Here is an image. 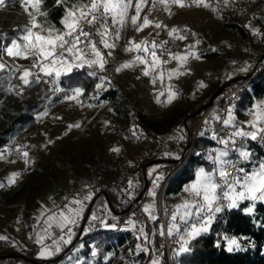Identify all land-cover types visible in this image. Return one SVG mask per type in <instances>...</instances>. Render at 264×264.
Masks as SVG:
<instances>
[{
    "label": "rangeland",
    "instance_id": "374dc122",
    "mask_svg": "<svg viewBox=\"0 0 264 264\" xmlns=\"http://www.w3.org/2000/svg\"><path fill=\"white\" fill-rule=\"evenodd\" d=\"M234 1L206 0L211 7L195 5L193 8H189L188 6L179 7L171 4L166 8L159 0H156L155 4H153V0H147V3L142 7L140 19L137 23H142L145 16L151 23L142 30L137 31L131 21V17L135 15L136 4V0H132V7L129 9L125 26L120 32V38L113 41L115 48L108 49L100 46L106 60L105 65L110 64L114 75L113 82L108 85L118 87L121 93L128 97L130 109L154 117L159 121L165 122L167 120L166 125L173 123V126H165L164 130L156 135V140L141 132L139 127L136 129L140 132V136L144 137V140L135 137L137 131L126 127L121 114L117 113L109 103L98 100L101 89H105V87L97 89L96 85L99 83L105 84V81L99 80L94 89L89 92L83 90V94L74 100L66 99L67 95H71V91L65 94L58 83L59 80L56 81L59 89H61L57 94V96H60L59 100L55 102L58 98L56 96L48 107H40L37 112L38 121L31 132L24 136L20 135L18 141L6 143L0 147V254L26 252L35 245H38L40 249L42 245L54 247V242H59L60 251L56 253H64L68 246L73 254L71 264H83L84 257L79 255V251L84 247L82 238L87 232L92 231L89 226L80 229L83 224L85 207H83L78 223L72 226L70 243L65 244L60 241V238L51 236V230L57 227L55 224L49 229L48 233L44 232L46 227L44 221L48 215H51L52 212L59 213L61 211L58 209L61 196L70 189H86L95 177L102 178L103 182L109 185V182L115 180L124 172L128 171L127 176H129L134 171L131 170V166L140 154L143 155V159L146 155L155 152L175 157L179 155L182 159L192 149V155L197 136L206 130L212 135L215 123L219 122L214 117H224L226 110L232 108L233 103L236 102L238 92L243 89H239L244 84L242 78L245 77L243 75L245 70L242 71L241 69L247 68L246 63L249 58H252L255 52L261 48L259 34L264 30L256 27V34L252 37V42H247L239 32H234L226 26L225 21L227 18L224 14L227 9L233 7ZM184 2L188 5L186 0ZM62 5L64 6L63 3ZM41 10L44 11L42 6ZM31 11L33 10L30 6L26 11L19 0H6L5 5L0 6V36H3L6 32H14L16 34H14L13 40H18L23 28L31 24V17L28 14ZM233 13L241 17V14L237 15L234 11ZM44 19L47 20L49 25H54L48 17V12L46 18L38 17V22ZM156 24H160L161 27L157 28ZM173 28L180 30L174 35H184L186 38L181 40L170 36L169 32ZM184 29L188 31L185 32ZM33 31L39 32V29L36 28ZM143 41L148 42L147 47L149 49H151L153 42L160 45L162 42L167 41L164 47L172 49V53L181 55H185L189 51V46L193 45L194 47L190 51L194 52L195 55L189 56L187 62L180 67L177 60L171 59L167 53L160 55L163 49L157 48V56L162 63L156 69V72L147 76L143 75L145 64L142 63H134L131 67L117 71L122 65L134 61L137 56L144 58L145 55V59L151 61L149 54L137 50H127L130 46L129 42H132L134 46L135 44H141ZM18 43H20L19 40ZM172 44L174 48H168ZM218 45L223 46L225 49L222 55L212 60L202 57L204 50H207L210 46L215 48ZM5 47H3V55L0 58V63H3L5 68L0 70V75L2 74L4 77L12 76V84L17 85V91L23 93L18 97L9 95V101L14 106H20L23 98L29 96L25 92L26 90L30 89L31 95H37L36 93L39 92L37 91L38 84L40 85V96L37 101L43 102L50 98L51 94L45 79H53L52 77L43 76L39 82H31L29 85H24L19 78L25 69L33 73L39 71L37 68L32 67L36 57L29 56L27 59L23 56L9 57L4 50ZM109 52H111V55L108 54ZM232 54L242 57L243 61L239 64H228L226 60ZM262 66L263 63L258 62L256 70L259 72ZM178 67L183 74L173 75L169 79L168 73L174 72ZM95 69H97L101 78V72H104V70H100L99 67ZM161 71H163V78L159 75ZM228 74L238 76L234 78L236 79L234 82H227L223 85L222 88L225 92L222 97L210 105L202 115L195 116L194 114V117L191 116L200 103L207 101L212 96L216 87L226 79ZM154 78L155 83H153ZM29 79L32 81L34 78L29 77ZM170 87L176 91L177 95L171 103H167ZM161 93L163 94L161 95ZM228 94L230 96L225 98ZM158 100L159 102H157ZM223 100L225 102H222ZM30 101L33 102V100ZM259 104H264V99L258 101L256 105ZM208 112H211L212 116L205 121ZM249 112L247 111L244 116L235 115V117L238 121L246 123L250 119ZM183 122L184 125L188 126V129L183 126ZM195 122L200 123L198 131L193 128ZM3 126H5L4 120L0 118V127ZM219 127L222 130L223 126ZM127 131L132 132L134 135H129ZM221 132V135H223V130ZM187 134L191 135L193 139L191 142L186 143L187 145L181 153L171 148V145H174L175 142L188 140ZM14 144L17 146V150L14 149ZM189 145L190 148H188ZM221 147L222 145L218 144L210 148L209 155ZM25 151L28 153L27 158L22 155ZM159 169L160 166L151 168L153 180L149 193L155 191V195H158L160 191V189L154 187L155 178L163 176L159 183H162L165 179L164 171L159 172ZM198 169L200 168H197L196 173ZM23 170L28 171L23 181L19 183L12 182L13 179L16 180L19 177ZM24 183H28L27 190L22 192L19 200L13 205L10 204L12 208L7 210L9 204L3 203V190L7 189V191L14 193ZM113 198L119 200L115 192H113ZM187 199H189V194L184 189L179 195L168 197L167 201L170 203L171 213L177 205H181ZM10 205L9 207H11ZM64 211L67 214V209ZM216 214H214V217ZM22 223L27 225L30 236L35 228L40 227L39 232L34 237L32 247L22 240H15L14 242L10 240V238L15 237L14 227ZM29 223L33 228H30ZM112 226V223H105L107 229L112 228ZM210 226L211 224L208 229ZM67 238V236H64V239ZM38 239H41L40 243L37 242ZM4 241L10 243V246L4 247L2 245ZM139 245L144 250L145 246ZM94 251L95 255H93ZM99 254V251L93 248L91 252L93 258L89 260V264H97ZM108 258L107 255L103 261L108 260ZM12 264L23 263L16 261ZM134 264H152V260H143Z\"/></svg>",
    "mask_w": 264,
    "mask_h": 264
},
{
    "label": "trees",
    "instance_id": "16d2710c",
    "mask_svg": "<svg viewBox=\"0 0 264 264\" xmlns=\"http://www.w3.org/2000/svg\"><path fill=\"white\" fill-rule=\"evenodd\" d=\"M41 6L44 11L48 12L51 22L57 27H62L60 24L64 14L62 3L58 6L57 0H43ZM240 9L241 17L233 13V7L226 10L227 12L224 14L227 18L225 25L234 32H239L247 42H252L251 39L256 34V27L264 29V0L248 1ZM92 31L94 32L95 29L93 28ZM14 34L16 33L6 32V34L0 36V58L3 55V47L11 44ZM259 35L261 48L255 52L252 58H249L246 63L247 68L243 73L245 78L242 82L245 83L249 80L251 82L238 92L237 100L233 103L232 109L236 116L246 115L247 111H251L258 101L264 99V70L261 72L256 70L258 62L264 64V30ZM168 48H174L173 44L170 47L168 46ZM170 50L172 51V49ZM224 52L225 49L221 45L215 48L210 46L203 51L202 57L212 60ZM95 68L97 67L73 68L71 73L61 76L58 83L63 92L67 94L76 87H80L86 92L94 89L96 83L101 80L100 74ZM90 72L95 74L89 75ZM101 73L102 77L105 78V84H103L105 89H101L98 100L109 103L117 113H120L126 127H130L132 130L139 127L141 132L156 140V135L161 133L165 126H173V123L166 125L167 120L165 122L159 121L154 117L130 109L128 97L121 93L118 87L108 85L114 79L112 67L109 63L105 65L104 72ZM236 76L238 75L230 76L228 74L226 79L216 87L212 96L207 101L200 103L191 116L194 117V114L195 116L202 115L210 105L222 97L225 92L222 88L223 85L233 80ZM32 82L34 83L35 80L32 79ZM22 94V92L17 91V85L12 84V76L4 77L2 74L0 75V118L5 123V126L0 127V147L6 143L18 141L20 139L19 136H24L31 132L38 121L37 112L41 107L42 101H37L35 105H26L20 110L16 109L14 104L8 99L9 95L18 97ZM57 97L55 102L60 98V96ZM222 102L225 101L223 100ZM211 116V112H208L204 120L210 119ZM183 126L188 129L184 122ZM219 126L221 124L217 122L213 129L222 133ZM127 133L134 135L130 131H127ZM202 133L204 134L197 136L195 147L188 163L169 181L166 187L163 196V208L165 211L171 212L167 198L179 195L184 187L195 179L197 168H204L208 171L213 167L212 161L209 159V149L219 143L212 139V135L207 130ZM135 137H138V134H135ZM186 137L188 140L175 142L174 145H171V148L181 153L186 147V143L188 141L191 142L193 139L189 134ZM245 146L252 152V157L250 162H242V167L251 169L258 162L264 161V141L259 139L246 141ZM234 157H237V155L231 153L229 158L232 159ZM180 159L179 155L175 157L173 155H161L156 152L148 154L137 169L126 177L125 183L129 185V182H132L131 190L137 199L143 196L145 191L151 186L152 167L176 163ZM160 186L161 183L156 189H160ZM27 188L28 183H24L14 193L7 191V189L3 190V203L13 205ZM113 192V189L107 183L102 182L92 195L90 206L84 211L83 224L80 229L89 226L92 231L87 232L82 238L84 247L79 251V255L84 257L83 264H89V260L93 258L91 255L93 248H96L100 253L97 257V264H134L143 260H155L158 264H170L164 243V235H160L162 224L156 203L157 195L154 196V201L151 203L154 204V215L157 219H149L148 215L143 211L141 227L147 239V245L144 247L145 251L140 248L138 239L131 230L117 233L112 228L107 229L105 227V223L113 224L117 221V215L125 208L119 198L118 201L113 198ZM9 205L7 210L12 208ZM250 206L253 207L251 213L247 212V208ZM109 214L113 215V218L108 217ZM93 216L96 217L95 220L92 219ZM29 226L33 228L30 223ZM228 239H236L239 247H233V250L229 251ZM180 246L178 238L173 243L172 264H264V202L256 201L253 203L245 200L240 202L236 208H226L224 211H220L215 215L211 226L206 232L189 241V244L186 245L188 251L180 252ZM40 250V247L35 245V247L26 250V252L1 253L0 264H12L16 261H21L23 264H50L63 254L60 252L54 256L42 258L39 255ZM66 250H70L68 246ZM107 255L109 256L108 260L103 261Z\"/></svg>",
    "mask_w": 264,
    "mask_h": 264
},
{
    "label": "snow or ice",
    "instance_id": "6c2138e0",
    "mask_svg": "<svg viewBox=\"0 0 264 264\" xmlns=\"http://www.w3.org/2000/svg\"><path fill=\"white\" fill-rule=\"evenodd\" d=\"M19 2L26 11L29 6L32 8L33 11L28 12L31 17V24L23 28L21 35L18 37L20 43H18V40H12L11 45L6 46L4 50L9 57L23 56L25 59L29 56L36 57L32 67L37 68L39 71L33 73L27 69L23 70L19 78L24 85H29L32 82L29 77H33L36 82H39L40 73L52 77L54 81H58L61 76L71 73L73 68L87 66L89 68L99 67L100 70H104L106 60L100 46L108 49L115 48L113 41L120 38V32L125 26L129 9L132 7V0H57L58 6L61 3L64 4V14L60 20L63 27L57 28L55 25H49L46 19L38 22V17H47V12L41 10L43 0H19ZM159 2L166 8L171 4L179 7L191 6V4L186 5L184 0H159ZM5 3L6 0H0V6L5 5ZM146 3L147 0H136L135 15L131 17V21L137 31L142 30L151 23L147 16L143 18L142 23H137L140 19L142 7ZM155 3L156 0H153V4ZM192 4L211 7L206 0H192ZM155 26L157 28L161 27L160 24ZM36 28L39 29V32L33 31ZM93 28L95 29L94 32L91 31ZM179 31L173 28L169 35L181 40L185 39L184 35H174ZM183 31L187 32L188 30L184 29ZM165 44H167V41L162 42L160 45L153 42L151 49H149L147 41L134 46L132 42H129L128 51L137 50L149 54L151 61L137 56L134 61L122 65L117 71L131 67L134 63H142L145 64L143 75L147 76L156 72V69L162 63L157 56V48L163 49L160 55L167 53L171 59H175L180 63V67L187 62L189 56L195 55L194 52L190 51L194 47L193 45L189 46V51L185 55H181L172 53L170 49L164 47ZM108 54L111 55V52ZM4 68L5 65L0 63V70ZM94 74L89 73V75ZM181 74L183 73L180 72L178 67L174 72L168 73V77L171 79L173 75ZM159 75L163 78V71ZM100 79L103 82L105 78L101 77ZM153 83H155V78ZM96 88H103V83L97 84ZM55 90L60 91L61 89L57 87ZM82 94L83 89L76 87L71 89V95H67L66 99L74 100ZM176 95V91L170 87L166 102L171 103ZM249 116L250 119L246 123H242L236 119L233 109L228 108L224 117H214L223 126L224 134L221 135L219 131L213 130L212 139L222 145L221 148L214 150V153L209 155L213 167L208 171L204 168L198 169L194 182L184 188V191L189 194V199L181 205H177L176 209L170 213L167 235L179 236L180 252L188 251L186 245L189 244V241L206 232L214 218V214L219 213L223 207L236 208L240 202L245 200L264 202V161L258 162L251 169L238 166L241 162L251 161L252 152L245 146L246 141L258 139L264 141V104L256 105L249 112ZM203 134L201 133V135ZM231 153H235L238 159H230ZM22 155L25 158L28 157L26 151ZM162 179L163 176H157L154 180V187H158L159 181ZM12 182H15V180L13 179ZM131 186L132 182L130 181L129 187L131 188ZM150 194L155 196V191ZM88 199H91V195L70 201L69 204L65 205L67 214L64 210L59 213L52 212L44 221L46 225L44 232L48 233L53 224L61 230L67 229L66 235L68 238L64 239L61 236L60 241L65 244L70 243L72 226L78 223L83 211L84 201ZM143 211L149 219H157L154 215V204L146 205ZM252 211V207L247 208V212L251 213ZM92 219L95 220L96 217L93 216ZM133 227H135L134 224ZM140 231L143 233V228ZM164 234V227L161 226L160 235L163 236ZM41 239H38L37 242L40 243ZM227 244L229 251L233 250V247H239L236 239H228ZM144 250L146 251V249ZM59 251V242H54V247L42 245L39 255L43 258L52 256ZM95 254L94 251L93 255ZM152 264H158V262L153 260Z\"/></svg>",
    "mask_w": 264,
    "mask_h": 264
},
{
    "label": "built area",
    "instance_id": "2783aa9c",
    "mask_svg": "<svg viewBox=\"0 0 264 264\" xmlns=\"http://www.w3.org/2000/svg\"><path fill=\"white\" fill-rule=\"evenodd\" d=\"M251 0H235L234 1V5H233V9L234 12L239 15L241 13V9L240 7ZM186 3L189 5L191 4V6H188L189 8H193L195 6V4H192V0H186ZM87 28V27H86ZM145 58V55H144ZM227 63L228 64H239L243 61L242 57L240 56H236L235 54L230 55L227 58ZM262 70H264V64L263 66L260 68L259 72H261ZM44 75L42 73H40V77L42 78ZM45 82L47 84V88L49 89V93L51 94V97L44 100L41 103V107H48L49 103L52 102L53 99L56 98L57 94L59 91H56L55 89L59 86L56 83V81H54L53 79H45ZM251 82V80L247 81L246 83L242 84L239 89L244 88L246 85H248ZM39 84L37 87V92L36 96L31 95V90H27L26 92L29 94L28 98H23V101L20 103V106H15L16 109H23L26 105H35L37 103V99L40 96V88H39ZM230 96V94L227 95L228 98ZM30 100H33V102H31ZM137 131L138 137H140V140H144L143 136H140V132L138 131V129H135ZM14 149L17 150V146L14 144L13 145ZM191 155V150L189 151V153L185 154V156L176 163H168L165 164L163 166H160L159 172L160 171H164V177L165 179L163 180V182L161 183V187L164 184L163 190L160 191L156 197V203H157V207H158V213L161 217V224L164 227V243L166 246V251L168 254V260L169 263L172 264L171 261V254H172V248H173V243L175 242V240H177L179 238L178 235H175L173 237H169L167 235V225L170 221V211H165V209L163 208V199H161V195L162 192H164L166 190V187L169 183V181L176 176L184 167L185 165L188 163L189 158ZM238 157H234L232 158V160H237ZM143 161V155L140 154L137 157L136 162L131 166V170H136L137 167L139 166V164ZM240 167H242V162L238 165ZM28 171L27 170H23L21 171V174H19V177L16 178L15 183H19L21 181H23V179L27 176ZM128 171L122 173L121 175H119L115 180L109 182V186L113 189V191L117 194V196L119 197V199L121 200V202L123 203V205L125 206V208L123 209V211L117 215V221H115L113 223L112 226V230L117 232V233H123L126 231L131 230L134 235L136 236V238L138 239L139 244L145 246L147 245V239L144 235V232L141 233L140 229L141 227V221L143 219V208L146 205L151 204L154 201V196L150 195V187L147 189V191H145V194L139 198H135L134 194L131 190V188L129 187V185H127L125 183V179L127 177ZM153 180V178H152ZM103 180L100 177H95L94 180L92 181V183L86 188V189H70L68 192L64 193L59 201V205H58V209L59 210H65V205L69 204L70 201H72L73 199H82L84 196L87 195H92L94 194L97 189L99 188V186L102 184ZM91 199L85 200L83 207L87 208L90 206L91 204ZM225 204L227 203L226 201L224 202ZM72 207H76L75 205H71ZM227 207H223L221 211H224ZM108 217L113 218V215L109 214ZM133 224L135 225V227H133ZM40 227H37L34 229L32 235H29V231H28V227L25 223L22 224H17L14 229L13 232L15 234V237L10 238L11 242H14L15 240H22L24 241L28 246L33 245L34 243V237L37 235V233L39 232ZM181 231H183V229H181ZM67 229L61 230L59 227H54L51 230V236L53 238H60L61 236H67L66 235ZM2 245L4 247H8L10 246V243L8 242H2ZM72 252L70 250H66L60 257H58L57 259L53 260L50 264H71V257H72Z\"/></svg>",
    "mask_w": 264,
    "mask_h": 264
},
{
    "label": "water",
    "instance_id": "95a60500",
    "mask_svg": "<svg viewBox=\"0 0 264 264\" xmlns=\"http://www.w3.org/2000/svg\"><path fill=\"white\" fill-rule=\"evenodd\" d=\"M245 77H243L242 79H244ZM236 79H233V80H231V81H229V82H234ZM195 143V142H194ZM194 145V144H193ZM188 148H190V145L188 146ZM191 151H192V149H191ZM191 156V155H190ZM163 187H164V184H163V186L161 187V191L163 190ZM164 194H165V191L164 192H162V195H161V199H163V196H164Z\"/></svg>",
    "mask_w": 264,
    "mask_h": 264
},
{
    "label": "bare ground",
    "instance_id": "6f19581e",
    "mask_svg": "<svg viewBox=\"0 0 264 264\" xmlns=\"http://www.w3.org/2000/svg\"><path fill=\"white\" fill-rule=\"evenodd\" d=\"M202 123V122H201ZM199 127H200V123L199 122H195L194 124H193V128L195 129V130H199Z\"/></svg>",
    "mask_w": 264,
    "mask_h": 264
},
{
    "label": "crops",
    "instance_id": "0c3cea01",
    "mask_svg": "<svg viewBox=\"0 0 264 264\" xmlns=\"http://www.w3.org/2000/svg\"><path fill=\"white\" fill-rule=\"evenodd\" d=\"M153 188V187H152ZM150 190H151V188H150Z\"/></svg>",
    "mask_w": 264,
    "mask_h": 264
}]
</instances>
